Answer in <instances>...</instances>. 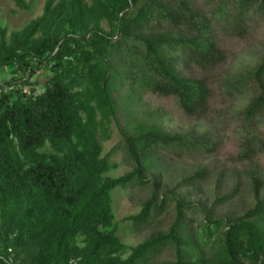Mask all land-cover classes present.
<instances>
[{
    "label": "trees",
    "instance_id": "16d2710c",
    "mask_svg": "<svg viewBox=\"0 0 264 264\" xmlns=\"http://www.w3.org/2000/svg\"><path fill=\"white\" fill-rule=\"evenodd\" d=\"M11 1L31 8L29 0ZM254 13L264 16V0H208L206 9L192 0H47L43 14L24 28L0 27V67L26 74L0 83V264H141L170 244L176 259L163 264H264V197L238 217L207 215L202 244L221 229L223 234L212 258L196 237L189 240L185 209L196 203L178 198L175 187L159 200L155 171L164 166L163 153L211 151L216 143L207 132L165 131L157 116L138 120L121 140L133 169L119 177L104 175L118 145L103 154L101 142L111 138L118 111L113 92L121 84L132 93L176 96L188 116H203L211 97L208 80L179 66L208 69L224 62L215 29L244 36ZM42 67L53 72L45 90L24 92ZM247 85L256 93L242 113L253 125L264 116V59L235 79L231 93ZM48 143L52 151H41ZM243 144L240 159L264 150L254 131ZM205 178L201 169L180 184L196 186ZM251 178L257 195L262 179L253 172ZM150 182L151 198L129 219L147 224L166 211L171 197L176 220L122 258L128 246L113 227L112 192Z\"/></svg>",
    "mask_w": 264,
    "mask_h": 264
},
{
    "label": "rangeland",
    "instance_id": "374dc122",
    "mask_svg": "<svg viewBox=\"0 0 264 264\" xmlns=\"http://www.w3.org/2000/svg\"><path fill=\"white\" fill-rule=\"evenodd\" d=\"M29 1L31 8L23 10L11 0H0V27L7 28L8 32L20 30L42 15L47 0ZM207 1L192 0L196 7L203 9L207 8ZM251 16L244 36L230 35L215 29V38L226 54L224 62L208 69L196 65L184 66L183 63L179 66L188 76L205 77L208 80L211 97L203 116H188L176 96H162L140 89L132 93L128 84H121L113 92L118 111L117 117L110 122L111 138L101 139L103 154L118 145L112 157L113 167L104 175L119 177L133 169L121 140L123 132L133 131L132 127L138 120L153 121L157 116V123L165 131L190 136L207 132L212 137L216 144L211 151H184L182 156L163 153L166 156L164 166L155 171L159 179V200L166 190L175 187L178 198L196 203L195 207L185 209L187 232L191 242L196 237L197 245L203 249L207 258H212L220 250V238L223 236L221 229L211 242L202 244L199 236L207 215L212 218L238 217L252 208L258 198L264 197V150L260 149L252 159H240L243 143L251 131L264 140V116L257 120V124L251 125L242 113L256 90L252 85L243 87L242 92L231 93L230 90L235 79L256 68L264 59V16L255 13ZM52 74L50 68L39 69L31 78V83L26 85L29 94H41L45 90L44 81ZM18 75L26 74L15 71L13 66L0 67V83ZM41 151L50 152L52 148L48 143ZM201 169H206V178L201 183L196 186L180 184L183 179ZM252 172L262 179L257 195ZM153 189L150 182L145 186L117 188L112 192L113 227L121 242L128 246L122 252V258L130 254L131 247L151 235L167 232L176 220V201L171 197L166 211L151 217L147 224H136L129 219V216L140 212L143 204L151 198ZM229 193L233 195L228 200L220 201L221 197ZM175 259V250L170 244L161 252L150 254L141 264H163Z\"/></svg>",
    "mask_w": 264,
    "mask_h": 264
},
{
    "label": "built area",
    "instance_id": "2783aa9c",
    "mask_svg": "<svg viewBox=\"0 0 264 264\" xmlns=\"http://www.w3.org/2000/svg\"><path fill=\"white\" fill-rule=\"evenodd\" d=\"M13 88H15V85L8 86V87L6 88V91H7V90H11V89H13ZM23 89H24V92L29 93V88H28V86H24Z\"/></svg>",
    "mask_w": 264,
    "mask_h": 264
}]
</instances>
